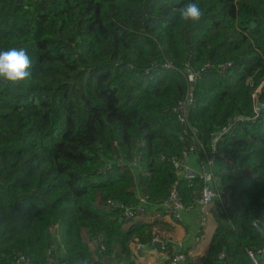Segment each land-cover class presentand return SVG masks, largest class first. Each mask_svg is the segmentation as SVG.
I'll return each instance as SVG.
<instances>
[{
	"label": "trees",
	"instance_id": "trees-1",
	"mask_svg": "<svg viewBox=\"0 0 264 264\" xmlns=\"http://www.w3.org/2000/svg\"><path fill=\"white\" fill-rule=\"evenodd\" d=\"M189 2L198 23L180 19ZM12 47L27 50L32 80H0V264H92L98 234L109 255L119 247L139 264L133 243L158 232L125 216L136 188L160 210L173 188L186 206L202 194L203 180L172 162L191 142L175 111L189 95L201 161L235 126L217 148L233 204L221 211L216 199L217 228L190 264H254L248 250L264 246L253 228L264 227V0H0V50Z\"/></svg>",
	"mask_w": 264,
	"mask_h": 264
},
{
	"label": "crops",
	"instance_id": "crops-1",
	"mask_svg": "<svg viewBox=\"0 0 264 264\" xmlns=\"http://www.w3.org/2000/svg\"><path fill=\"white\" fill-rule=\"evenodd\" d=\"M230 165L231 164L221 155L216 157L213 168L216 172V182L218 186L222 187L221 174L229 170ZM202 171L203 167L198 154L191 153L185 160L182 174L191 176L201 173ZM216 201L215 199L211 206V212L205 228H202L200 225L198 208L195 205L183 207L180 211L181 218L178 220L174 219L166 209L160 210V208L156 207H153L152 210L147 213L138 215L135 221L153 224L154 229L158 232V237L168 246V249L164 251L160 246L144 243L143 249L138 250L137 242H135L132 245L133 259L139 264H164L170 257L182 254L185 258L178 264H190L192 260L203 256L217 228V221L213 213ZM51 229L53 239L58 246V244L61 243L59 226L54 225ZM90 245L93 250L92 264L97 261L104 262L106 260H108L109 264H130L131 259L122 255L119 247L116 248L114 256L108 254L109 256L107 255L106 257V254L99 251V247L96 243L91 241ZM58 248V253H55L56 257H66L63 245Z\"/></svg>",
	"mask_w": 264,
	"mask_h": 264
},
{
	"label": "built area",
	"instance_id": "built-area-1",
	"mask_svg": "<svg viewBox=\"0 0 264 264\" xmlns=\"http://www.w3.org/2000/svg\"><path fill=\"white\" fill-rule=\"evenodd\" d=\"M167 66L169 67V65ZM187 76L189 81L195 80V74L193 72L188 71ZM191 101H192V95H189L187 101H180L178 106L175 108L179 121L185 125V130H184L185 135H187V137H189L191 140L190 144L183 150L182 156L180 158H176L172 160L174 166L177 169H183L185 160L190 156L191 153L198 154L197 145H200L198 137L195 134L196 129L191 127L188 120L189 118H188L187 106L188 103H190ZM240 119L244 120V117H240ZM234 130H235V126L231 122L223 126L218 131V133L212 140V154L205 161H201L203 171L201 173L196 174L203 180L202 194L199 198H197L195 205L198 208L199 222L202 228H205L207 226L209 215L211 212V206L213 205L215 199L222 201L221 211H226L233 204L232 190L225 189L217 185L216 172L213 168V164L216 157L218 156L217 148H218L219 140L225 134L233 133ZM192 176L194 175H191L190 177ZM136 191L139 197V204L135 209L128 207L125 210V216L128 218H136L140 214L147 213L151 208L157 207L155 206V203L150 199V196L146 194L141 187L138 186L136 188ZM163 205L164 208L174 217V219L177 220L181 218V213H180L181 209L183 207H186V205L181 201L180 194L176 188L172 189L170 193V197H168L164 201ZM191 206L192 205H190L189 207ZM254 223L260 226V220L258 219L254 220L253 224ZM158 240H159L158 237L153 238V241H158ZM104 241H105L104 234H98L93 239V242L98 245L99 251L103 254H106L107 257L108 253ZM143 246L144 244L137 243L138 250H142ZM166 246L167 245H162V248H166ZM48 252H50V249L48 250ZM48 254H49V261L52 262V259L50 257L51 253ZM248 255L252 259L254 264H264V246L249 249ZM184 258H185L184 255L178 254L170 257L169 259L171 260V264H178ZM219 258L220 259L225 258L224 252H221L219 254ZM12 264H32V262L31 259L28 258L26 255H20L15 257ZM93 264H109V262L108 260L104 262L97 261Z\"/></svg>",
	"mask_w": 264,
	"mask_h": 264
},
{
	"label": "clouds",
	"instance_id": "clouds-1",
	"mask_svg": "<svg viewBox=\"0 0 264 264\" xmlns=\"http://www.w3.org/2000/svg\"><path fill=\"white\" fill-rule=\"evenodd\" d=\"M178 12L180 19L184 22L198 23L203 17L201 8L193 2L184 4L178 9ZM0 80L6 81L13 86L20 85L21 83L27 84L32 80V61L26 49L12 47L7 50H0ZM135 219L133 218L132 222ZM253 228L256 232L264 235V227H260L254 223ZM158 241H161L160 238ZM158 241H153L152 239V244ZM162 245L166 244L162 241ZM162 245L160 246L162 250L168 249V246L162 248Z\"/></svg>",
	"mask_w": 264,
	"mask_h": 264
},
{
	"label": "water",
	"instance_id": "water-1",
	"mask_svg": "<svg viewBox=\"0 0 264 264\" xmlns=\"http://www.w3.org/2000/svg\"><path fill=\"white\" fill-rule=\"evenodd\" d=\"M257 108H262L263 107V104L258 100L257 101ZM196 129V128H195ZM162 245V241H158L154 244V246H161Z\"/></svg>",
	"mask_w": 264,
	"mask_h": 264
}]
</instances>
